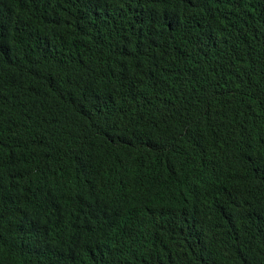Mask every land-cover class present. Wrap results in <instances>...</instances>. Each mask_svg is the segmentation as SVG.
Here are the masks:
<instances>
[{
    "label": "trees",
    "instance_id": "16d2710c",
    "mask_svg": "<svg viewBox=\"0 0 264 264\" xmlns=\"http://www.w3.org/2000/svg\"><path fill=\"white\" fill-rule=\"evenodd\" d=\"M0 264H264V0H0Z\"/></svg>",
    "mask_w": 264,
    "mask_h": 264
}]
</instances>
